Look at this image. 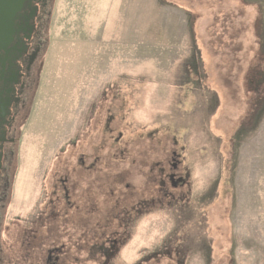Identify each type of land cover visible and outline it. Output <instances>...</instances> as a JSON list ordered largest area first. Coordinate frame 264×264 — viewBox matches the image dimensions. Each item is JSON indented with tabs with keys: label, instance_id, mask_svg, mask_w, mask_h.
I'll return each mask as SVG.
<instances>
[{
	"label": "rangeland",
	"instance_id": "rangeland-1",
	"mask_svg": "<svg viewBox=\"0 0 264 264\" xmlns=\"http://www.w3.org/2000/svg\"><path fill=\"white\" fill-rule=\"evenodd\" d=\"M52 11L5 160L10 221L29 225L55 197L86 212L56 231L77 241L87 229L85 255L71 248L84 260L68 264H264V0H54Z\"/></svg>",
	"mask_w": 264,
	"mask_h": 264
},
{
	"label": "flooded vegetation",
	"instance_id": "flooded-vegetation-1",
	"mask_svg": "<svg viewBox=\"0 0 264 264\" xmlns=\"http://www.w3.org/2000/svg\"><path fill=\"white\" fill-rule=\"evenodd\" d=\"M53 4L54 0H3L1 3L0 264H68L71 259L78 262L84 260L83 257L78 259L74 252L71 253L75 237H72L68 230L67 237L61 231V234L56 233L58 236L55 237L53 233L62 222H72L76 227L80 219L81 225H84L86 212H80L78 217L77 212L68 214V209L64 206L65 201L61 206L60 201L56 202L55 196L47 212H37L36 218L29 225L10 221L12 218L4 212L11 183V172L8 174L5 160L7 156L14 154L13 150L18 145L19 132L25 113L29 109L26 94L38 82L45 50L48 49ZM173 157L176 158L177 155L173 153ZM175 161L171 163L173 168L177 165ZM176 176L177 173L174 172L169 178L171 183L176 184L175 181L180 179ZM63 189L68 191L70 184H63ZM68 192L70 193V190ZM138 194L132 192L130 198ZM57 196L60 197V194L57 193ZM67 204L70 208L71 202ZM134 204V213L142 214V209L148 208L151 202L150 199L142 198L132 203ZM87 205L90 207L91 203L88 201ZM27 219L24 218L25 221ZM78 226L80 229L77 240L80 241L81 236L86 233V228ZM7 240L9 243H6Z\"/></svg>",
	"mask_w": 264,
	"mask_h": 264
},
{
	"label": "trees",
	"instance_id": "trees-1",
	"mask_svg": "<svg viewBox=\"0 0 264 264\" xmlns=\"http://www.w3.org/2000/svg\"><path fill=\"white\" fill-rule=\"evenodd\" d=\"M125 187H126V190H128V191H130L131 190V185L130 184H125ZM118 191L120 192V189H118ZM133 192H136L135 191V189H134V191ZM132 193V192H131ZM130 193V194H131ZM116 197H115V192H114V199H112L113 201H114V206H116V205H120L121 203L120 202H116ZM118 199H120V197L118 196ZM89 208H91V205H90V207ZM108 209H109V207H108ZM78 222V221H77ZM79 223V222H78ZM86 230V233L84 234V235H82L81 236V240L79 241V240H77V241H73V243H72V246H71V248H76V246H78L79 244H81V246L82 247H84V249H85V251L83 252L84 253V255H85V253H86V250H87V242H88V239H87V229H85ZM57 231V230H56ZM54 232L53 234H54V237H55V235L56 236H58L59 234H61L60 233V230H58V235L56 234L57 232ZM90 232H92V231H90ZM92 233H96V234H98L96 231H94V232H92ZM101 233H105V231H100L99 232V234H101ZM85 240H86V243H84L85 242ZM95 247V246H94ZM71 251H72V249H70Z\"/></svg>",
	"mask_w": 264,
	"mask_h": 264
},
{
	"label": "crops",
	"instance_id": "crops-1",
	"mask_svg": "<svg viewBox=\"0 0 264 264\" xmlns=\"http://www.w3.org/2000/svg\"><path fill=\"white\" fill-rule=\"evenodd\" d=\"M181 11V10H180ZM190 38V42H191V44H192V42H193V39H192V37H189Z\"/></svg>",
	"mask_w": 264,
	"mask_h": 264
},
{
	"label": "water",
	"instance_id": "water-1",
	"mask_svg": "<svg viewBox=\"0 0 264 264\" xmlns=\"http://www.w3.org/2000/svg\"><path fill=\"white\" fill-rule=\"evenodd\" d=\"M3 2V0H0V8H1V3Z\"/></svg>",
	"mask_w": 264,
	"mask_h": 264
}]
</instances>
